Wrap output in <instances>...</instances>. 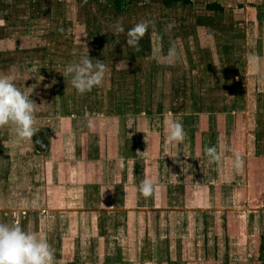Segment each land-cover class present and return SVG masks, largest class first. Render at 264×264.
<instances>
[{"label":"rangeland","instance_id":"374dc122","mask_svg":"<svg viewBox=\"0 0 264 264\" xmlns=\"http://www.w3.org/2000/svg\"><path fill=\"white\" fill-rule=\"evenodd\" d=\"M85 47L107 68L80 94L63 72ZM0 75L39 129L0 127V222L55 264H264V0H0Z\"/></svg>","mask_w":264,"mask_h":264},{"label":"clouds","instance_id":"9594fccd","mask_svg":"<svg viewBox=\"0 0 264 264\" xmlns=\"http://www.w3.org/2000/svg\"><path fill=\"white\" fill-rule=\"evenodd\" d=\"M150 22H139L130 28L126 35V43L134 50H139L140 40L148 31ZM116 32H125L121 24H117ZM86 48V47H85ZM176 55L175 50L169 51V59ZM262 58L250 55L249 61L259 69ZM107 66L103 61L92 59L84 55L78 62L68 64L63 76H69L72 87L80 94L92 91L94 87L102 85ZM36 104L24 94L14 83V77L0 75V127L12 125L15 127L18 139H30L39 129L35 127ZM169 142L180 143L185 138L183 124L175 119L165 121ZM89 128L94 127L93 120L88 119ZM212 159H219L216 148H207ZM239 167V162L237 164ZM155 181L145 178L138 191L149 197L154 191ZM0 264H55L54 249L45 234L25 231L18 224L0 222Z\"/></svg>","mask_w":264,"mask_h":264},{"label":"crops","instance_id":"0c3cea01","mask_svg":"<svg viewBox=\"0 0 264 264\" xmlns=\"http://www.w3.org/2000/svg\"><path fill=\"white\" fill-rule=\"evenodd\" d=\"M259 170V171H258ZM255 175L257 177V182L258 183H261L262 180H263V177H261V175L264 176V167L263 165H261V167H259L256 172H255ZM255 179V178H254ZM254 186H258L256 183H253Z\"/></svg>","mask_w":264,"mask_h":264}]
</instances>
